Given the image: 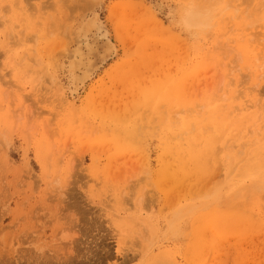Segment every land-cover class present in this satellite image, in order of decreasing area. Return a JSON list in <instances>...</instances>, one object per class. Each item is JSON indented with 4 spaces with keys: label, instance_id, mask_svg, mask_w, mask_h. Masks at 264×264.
Segmentation results:
<instances>
[{
    "label": "rangeland",
    "instance_id": "rangeland-1",
    "mask_svg": "<svg viewBox=\"0 0 264 264\" xmlns=\"http://www.w3.org/2000/svg\"><path fill=\"white\" fill-rule=\"evenodd\" d=\"M0 264H264V0H0Z\"/></svg>",
    "mask_w": 264,
    "mask_h": 264
},
{
    "label": "bare ground",
    "instance_id": "bare-ground-1",
    "mask_svg": "<svg viewBox=\"0 0 264 264\" xmlns=\"http://www.w3.org/2000/svg\"><path fill=\"white\" fill-rule=\"evenodd\" d=\"M105 44L107 43H104V45ZM109 46L111 47V45ZM95 47L96 46H93V48ZM104 47H101L99 49H92L91 46L86 44V48H84V51H76L75 58L72 55L74 58V65L76 66L75 70L78 72L77 76H75L76 78L74 77V79H76L74 81L79 82V85H82L84 81H86L90 76H92L91 74L95 72V70L98 69V67H100L103 62H105L109 57H111L110 53L113 51V48L111 49L107 47L105 49ZM73 53H75V51Z\"/></svg>",
    "mask_w": 264,
    "mask_h": 264
}]
</instances>
